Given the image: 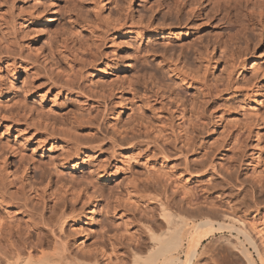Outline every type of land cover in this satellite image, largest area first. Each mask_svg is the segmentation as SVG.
<instances>
[{"label": "rangeland", "instance_id": "obj_1", "mask_svg": "<svg viewBox=\"0 0 264 264\" xmlns=\"http://www.w3.org/2000/svg\"><path fill=\"white\" fill-rule=\"evenodd\" d=\"M263 7L0 0V264H134L180 218L226 225L190 264H263Z\"/></svg>", "mask_w": 264, "mask_h": 264}, {"label": "bare ground", "instance_id": "obj_2", "mask_svg": "<svg viewBox=\"0 0 264 264\" xmlns=\"http://www.w3.org/2000/svg\"><path fill=\"white\" fill-rule=\"evenodd\" d=\"M165 216L168 220L173 219L171 213L165 212ZM231 218L234 219V221L240 222V224L245 226V229H243V231H241V229L240 231L243 232L246 238L253 244L254 249L258 253V257H260L261 261L264 264V255L259 246L260 244H257V242L254 241L249 232L251 229H255L256 231V227L254 225L256 221L254 220V222H248V220H243L241 217ZM179 221L180 222L177 226L170 228L161 236H156L152 232V239L158 242L157 246L153 250H151L147 256H137L134 264H190L192 259L197 255V252L203 240L216 231L225 229L224 227L226 226L223 222H220L218 225H214L210 222L205 225H201L200 223L192 225L183 218H180ZM81 223L85 224L86 220H82ZM248 228L250 230H248ZM258 232L259 231L257 230L256 234L259 235L258 238L260 239L261 244H263L262 249L264 251V239L261 233ZM184 239H187L188 245L183 249L186 258L185 260H181L179 256L176 255V250L182 248ZM243 251L249 261V264H257L246 250ZM56 261L57 260L45 263V260H38L35 263L33 262V264H61L60 262Z\"/></svg>", "mask_w": 264, "mask_h": 264}]
</instances>
